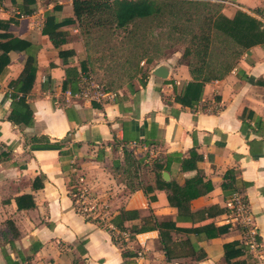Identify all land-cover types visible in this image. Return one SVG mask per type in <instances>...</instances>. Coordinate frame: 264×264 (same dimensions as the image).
Instances as JSON below:
<instances>
[{"label": "crops", "instance_id": "obj_1", "mask_svg": "<svg viewBox=\"0 0 264 264\" xmlns=\"http://www.w3.org/2000/svg\"><path fill=\"white\" fill-rule=\"evenodd\" d=\"M47 1L35 0L34 12L23 15L18 8L23 0H0V22L9 21L8 30L0 29V34L12 37L13 45L28 43L37 66L27 96L33 113L29 127L6 118L9 83L21 74L27 52L9 51V63L0 74V264H8L7 259L15 264H228L223 246L234 241L244 251L238 259L254 264L227 206L229 196L221 189L228 170L234 171V187L247 200L258 254L264 259V47L250 48L224 79L205 84L192 108L175 101L191 81L187 67L178 63L180 52L161 63L169 70L165 80L151 74L159 65L153 66L143 84L127 83L100 105L78 95L86 54L77 24L57 30V41H62L58 47L47 36L54 31L52 23L74 21L72 1ZM208 1H223L222 13L229 18L238 10L259 18L253 12L264 9V0ZM192 149L203 158L198 167L211 190L191 201L187 213L195 220L209 216L206 222L228 227L210 240L189 236L197 248L195 261L167 262L158 230L118 245L116 231L86 221L74 210L69 185L80 174L94 193L108 199L110 221L122 209L139 213L126 227L139 225L148 215L175 221L177 209L169 206L166 191L154 189L146 195L137 190L126 196L112 168L123 163V150L138 158L147 153V160L167 165L161 171L165 182L181 186L196 177L180 170L179 159ZM22 196L31 197L34 206L21 201L18 208L16 199ZM207 208H212L209 214L198 213ZM171 236L175 242L185 238Z\"/></svg>", "mask_w": 264, "mask_h": 264}, {"label": "trees", "instance_id": "obj_2", "mask_svg": "<svg viewBox=\"0 0 264 264\" xmlns=\"http://www.w3.org/2000/svg\"><path fill=\"white\" fill-rule=\"evenodd\" d=\"M49 1L52 0L47 2ZM71 1L74 21L52 23L54 31L49 32L47 36L53 46L58 47L62 41H57L60 36L57 30L76 23L86 54L80 65L81 71H92L94 67L101 71V79L106 82L105 87L108 91L121 88L124 81L125 84L131 85L134 84L133 80H140L143 84L142 80L147 77L149 68H140V62L144 61V65L157 63L164 56L161 52L162 47L169 48L173 44H179L183 51L178 63L187 67L191 81L176 94L175 101L192 108L200 100L205 84L224 79L250 48L264 47V9L253 12L259 18L240 10L229 18L222 13L223 1ZM33 5L35 0H23L18 6L20 14L31 15L34 12ZM51 20L53 18L48 17L46 22L51 23ZM8 28L9 21L0 22V29L7 31ZM11 39L8 34H0V74L9 63V51H25L27 58L19 77L9 83L11 106L6 118L14 125L29 127L33 123V113L27 103V96L35 81L36 56L29 51L28 43L18 41L13 45ZM67 84L66 78L62 89H65ZM147 156L146 153L138 158L133 151L123 150V163L114 164L112 175L118 183L126 187V196L137 190H143L146 195L154 189L166 191L169 206L177 209L176 220H159L153 215H148L139 220V225L126 227L125 223L133 217L132 213L122 209L110 223L118 232H127L130 240L138 234L158 230L167 262L183 258L195 261L197 248L191 244L189 236L203 235L210 240L223 235L228 229L227 226L217 227L213 222H206L209 216L195 220L194 214L187 213L191 201L211 190L210 184L203 183V175L198 167L203 158L192 149L188 157L179 159L180 170L183 173H196L193 180L180 186L173 181L165 182L161 178V171L165 170L167 165L165 167L157 161L151 162L147 160ZM143 167L148 169L147 182L142 180L139 173ZM117 174L123 177L119 179ZM152 175L155 178L153 186L150 185ZM235 183L234 171H226L221 184L224 195L230 198L237 192ZM69 187L71 196L77 191L76 178L73 177ZM150 200L153 201L154 198ZM21 201H30L28 206H34L31 197L22 196L16 199L18 208H21ZM245 201L247 203L246 199ZM211 209H203L198 213L209 214ZM236 227L244 234L240 226ZM171 233L185 238L175 242ZM113 240L118 245L122 244L119 234L113 235ZM223 247L226 263L247 264L244 260L238 259L244 254L239 242L227 243ZM244 249L245 252H249L247 247L244 246ZM6 261L8 264H15L10 259Z\"/></svg>", "mask_w": 264, "mask_h": 264}, {"label": "built area", "instance_id": "obj_3", "mask_svg": "<svg viewBox=\"0 0 264 264\" xmlns=\"http://www.w3.org/2000/svg\"><path fill=\"white\" fill-rule=\"evenodd\" d=\"M143 65L144 61L140 62V66ZM78 95L88 102H95L100 105L106 104L115 97L114 92L106 90L95 82L90 71L82 73ZM76 183L77 191L71 194L76 213L86 221L95 222L107 229L116 231L123 240L129 239L127 232L120 233L111 225L108 199L94 193L80 174L76 177ZM227 206L235 224L244 231V246L255 257L254 264H264V259L258 254L260 245L248 203L241 194L236 192L230 196Z\"/></svg>", "mask_w": 264, "mask_h": 264}, {"label": "rangeland", "instance_id": "obj_4", "mask_svg": "<svg viewBox=\"0 0 264 264\" xmlns=\"http://www.w3.org/2000/svg\"><path fill=\"white\" fill-rule=\"evenodd\" d=\"M165 45V43H163V46ZM182 51H183V47L181 46V45H179V44H173L171 47H167V48H161V52L164 54V56L162 57V59L161 60H159V61H157V63H153V64H151V65H143V66H140V68H142V69H148V68H151V67H153L154 65H160L162 62H165V61H167V59L166 58H170V57H172V55H173V52H180V53H182ZM166 59V60H165ZM156 65V66H157ZM161 65H163V64H161ZM91 72V74H92V76H93V79L95 80V82H97L99 85H101V86H103L105 89H106V87H105V85H106V82L105 81H102V77H101V75H102V72L101 71H99V70H96V68L94 67L93 69H92V71H90ZM125 82L126 81H124L123 82V84H122V86H124L125 85ZM132 82H135L134 80L132 81ZM140 175H141V178H142V180L143 181H145V182H147V179H148V169L147 168H141V170H140ZM117 176H118V178L119 179H121L123 176H121L120 174H117ZM139 213H132L131 214V216H134V218L133 219H139V215H138ZM252 263V262H251Z\"/></svg>", "mask_w": 264, "mask_h": 264}, {"label": "water", "instance_id": "obj_5", "mask_svg": "<svg viewBox=\"0 0 264 264\" xmlns=\"http://www.w3.org/2000/svg\"><path fill=\"white\" fill-rule=\"evenodd\" d=\"M168 67L165 65H159L155 69L152 70L151 74L155 77H158L162 80H165L168 76Z\"/></svg>", "mask_w": 264, "mask_h": 264}]
</instances>
